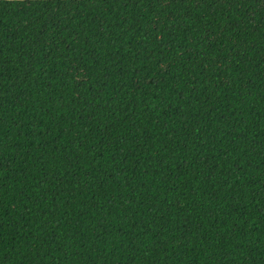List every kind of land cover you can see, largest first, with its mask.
<instances>
[{"label": "trees", "instance_id": "16d2710c", "mask_svg": "<svg viewBox=\"0 0 264 264\" xmlns=\"http://www.w3.org/2000/svg\"><path fill=\"white\" fill-rule=\"evenodd\" d=\"M0 264H264V0H0Z\"/></svg>", "mask_w": 264, "mask_h": 264}]
</instances>
